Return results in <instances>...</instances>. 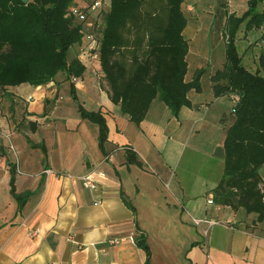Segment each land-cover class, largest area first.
Returning a JSON list of instances; mask_svg holds the SVG:
<instances>
[{"label":"crops","instance_id":"obj_1","mask_svg":"<svg viewBox=\"0 0 264 264\" xmlns=\"http://www.w3.org/2000/svg\"><path fill=\"white\" fill-rule=\"evenodd\" d=\"M186 4L187 76L205 73L178 115L156 96L136 125L110 99L97 61L74 81L59 72L47 84L0 88V264H146L136 226L146 235L149 264H264V224L242 208L206 202L223 168L212 176L209 164L200 177L189 146L201 129L209 131L224 158L221 119L231 98L214 94L210 76L225 61L222 30L231 11L210 0ZM78 102L105 118L104 151L98 126L80 116ZM129 153L142 165L128 162ZM89 172L94 189L65 175ZM12 177L25 195L21 207ZM191 215L222 224L203 241ZM171 237L184 246L162 245Z\"/></svg>","mask_w":264,"mask_h":264},{"label":"trees","instance_id":"obj_2","mask_svg":"<svg viewBox=\"0 0 264 264\" xmlns=\"http://www.w3.org/2000/svg\"><path fill=\"white\" fill-rule=\"evenodd\" d=\"M93 1L0 0V88L47 84L59 72L67 79L84 76L87 67L78 54L87 30L72 10L77 8L90 16ZM222 4L220 0L218 5ZM263 4L264 0H246L243 13L227 15L222 30L225 61L210 79L215 95H239L221 119L223 172L213 188L212 201L254 213L264 224V39H260V67L255 71L245 67L236 45L243 23L251 31L264 25V8H259ZM105 7L108 9L99 22L96 69L112 102L136 125L156 96L174 115L190 106L188 94L192 89L201 90L205 69H198L188 79L186 0H107ZM73 98L77 101L75 94ZM77 108L82 118L98 126V143L104 151L108 133L105 118L99 110H87L79 102ZM129 154L128 162L142 165ZM10 186L21 207L25 195L15 192L13 177ZM136 229L140 231L136 243L145 251V263L149 264L146 235L139 226Z\"/></svg>","mask_w":264,"mask_h":264},{"label":"rangeland","instance_id":"obj_3","mask_svg":"<svg viewBox=\"0 0 264 264\" xmlns=\"http://www.w3.org/2000/svg\"><path fill=\"white\" fill-rule=\"evenodd\" d=\"M220 0H210L211 4L213 5H218ZM224 1L225 4H222V6L227 7V10L231 11V13H235L237 15L243 13V11L246 9V0H221ZM264 5V4H263ZM263 5H259V8H264ZM104 9V10H103ZM102 9V13L99 15L97 18H95L96 13H92L89 18L88 22H92L95 19V22L101 24L102 20V15L103 12L106 11L108 8L105 6ZM86 28V25H84ZM91 26H87V29H90ZM86 29V30H87ZM257 32H250L251 30H248L245 28V24L243 23L240 27V33L238 35V38L236 40V45L238 48V51L240 55L242 56V62L245 65L246 68L255 71V69L260 65V51H261V40L264 39V25H262L260 28L255 29ZM261 33V34H260ZM260 35H262L260 37ZM71 51H69V54ZM260 67V66H259ZM64 75L63 79L61 81H64ZM73 109L76 112L75 104H73ZM204 132L203 129H201V132L199 133L200 135L196 136L194 140H192L189 144L190 149L192 151L193 155V168L195 169V165L202 166V175H199L200 177H203L204 174L207 171V166L211 164L212 167V176L218 175L222 171L223 168V159L219 157V147H216V140L214 134H210L209 131H205L207 134H202ZM202 134V135H201ZM209 135V136H208ZM211 135V136H210ZM37 138V137H35ZM198 141V144H195V142ZM188 150V148H187ZM214 150L216 152L214 153ZM210 152L212 154H210ZM195 171V170H194ZM221 176V175H219ZM261 187L264 188V181L261 184ZM206 200V198H203ZM207 202V201H206ZM192 216V215H191ZM190 216L191 220L192 217ZM195 216V215H194ZM198 217V216H195ZM191 223V222H190ZM195 227H197L193 222L191 223ZM222 223L219 222V224H215L211 227H217L218 225L220 226ZM174 226L172 225V228H168L171 233L175 232L176 230L173 228ZM211 229L208 234L211 233ZM177 232V231H176ZM205 235L200 232V239L204 241L206 239L204 237ZM178 240L174 237L171 238H165L162 243L166 248H174L175 246L180 247L184 246V241L183 244L180 245L178 244ZM154 242V241H153ZM179 258V256L177 255Z\"/></svg>","mask_w":264,"mask_h":264},{"label":"built area","instance_id":"obj_4","mask_svg":"<svg viewBox=\"0 0 264 264\" xmlns=\"http://www.w3.org/2000/svg\"><path fill=\"white\" fill-rule=\"evenodd\" d=\"M107 0H94L91 6L92 13H96L95 17H98L101 14V11L103 7L105 6ZM73 15L76 17L77 20L84 22L87 26H91L90 29H87L86 32V38L85 43L79 48V59L86 65V67H91L94 61H97L99 53V23L96 24L95 21L88 22L89 15L86 14L85 11H82L80 9L74 8L72 10ZM99 14V15H97ZM264 45V43H263ZM78 78L72 77L71 80H77ZM232 104H236L239 100L238 94H232L230 96ZM9 147L12 151H14L13 145L10 143ZM124 148V147H123ZM47 172H51V170H47ZM69 178H77L80 180L82 186L84 188L88 189H94L96 188V179L94 177L93 172L85 173V174H79V175H73L70 173L65 174ZM167 185V184H166ZM208 203H213L212 198L207 199ZM199 229L202 234H204V237L208 236V233L211 229V227L215 224L222 223V221H218L216 219L212 218H200V217H193L191 220ZM35 232H38L37 230ZM51 264H58V263H51Z\"/></svg>","mask_w":264,"mask_h":264},{"label":"water","instance_id":"obj_5","mask_svg":"<svg viewBox=\"0 0 264 264\" xmlns=\"http://www.w3.org/2000/svg\"><path fill=\"white\" fill-rule=\"evenodd\" d=\"M23 3H27V2H29V1H31V0H21Z\"/></svg>","mask_w":264,"mask_h":264}]
</instances>
